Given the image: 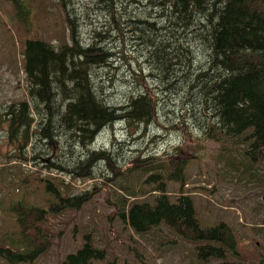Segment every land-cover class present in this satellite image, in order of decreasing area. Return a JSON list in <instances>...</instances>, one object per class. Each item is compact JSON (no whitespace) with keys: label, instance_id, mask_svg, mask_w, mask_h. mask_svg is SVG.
I'll return each mask as SVG.
<instances>
[{"label":"rangeland","instance_id":"1","mask_svg":"<svg viewBox=\"0 0 264 264\" xmlns=\"http://www.w3.org/2000/svg\"><path fill=\"white\" fill-rule=\"evenodd\" d=\"M166 3L167 0H71L63 6L59 0H0V170L13 166L6 177L7 183L0 180V250L13 251L19 242V228L15 223L18 213L11 211L13 204L22 201L23 206L44 207L52 196L45 190L44 182L36 178L53 182L69 196L91 194L90 201L80 210L49 219L53 224L49 248L33 245L37 252L26 257L27 251L20 247L21 259L15 258L11 263L0 256V264H63L67 256L75 255L88 240L94 248H105L108 257L127 264H197L188 240L172 228L160 224L137 234L116 214L117 206L125 212L131 204L161 194L151 191L153 185L145 182L150 174L164 182L163 195L168 201L173 202L180 195L192 197L201 228L214 227L220 222L233 227L243 239L244 264H259L264 260L259 256L264 252V238L259 234L263 232L258 230L261 227L264 231V183H259L258 177L252 180L247 176L257 175L258 171L252 162L247 160L245 164L242 148L238 153L234 149L223 151L219 141L203 137L202 130L210 126L211 118L208 114L201 123L196 117L195 99H191L194 91L187 96L180 85L170 83L166 87L162 81L167 82V74L170 77L171 65L167 67L168 73L163 72L161 76L148 53L150 42L154 39L159 42V39L168 46L166 52L182 63L189 61L183 55L191 57L193 61L186 70L197 73L208 69L211 52L202 43L205 35H198L196 27L173 29L168 18L161 17L169 16ZM68 18L76 26L79 45L86 47L97 33L96 45L110 55L104 56V61L89 71L92 92L102 104L119 107L138 93L149 97L153 108L148 124L130 121V126L103 128L94 140L97 149H110L114 145L113 151L118 152L110 156L114 166L150 168L148 173L141 174L138 169V173L124 172L120 179L108 181L115 173L108 172L111 168L103 161L94 164L91 178H82L78 176L82 171L74 166L75 158L65 157L68 151L61 138L53 146L37 137L31 143L21 138L20 145L12 146V139L8 138L9 123L5 122L10 116L4 115L9 105L30 101V111L24 113L31 120L29 128H45L50 118L44 105H34L28 96L26 44L40 41L56 51L62 45L73 47ZM132 21L153 24L155 33L138 37V33L130 31ZM203 22L202 15H198L193 26ZM163 27L167 29L159 31ZM169 59L172 60L168 55ZM209 104L206 108L214 112ZM18 115L15 112L11 117ZM52 121L59 125L57 118ZM22 135L18 134V139ZM224 152L231 154L225 158ZM81 157L83 152L78 154ZM226 159L232 160L230 170L224 167ZM52 161L62 169L46 168ZM169 163L174 166L170 168ZM242 164L250 168L248 174ZM180 166L183 167L182 183L167 180ZM121 179L123 187H120ZM154 184L159 185L157 181ZM127 192H133L136 197H129ZM43 226L41 221L37 223V227ZM31 232L26 229L27 235Z\"/></svg>","mask_w":264,"mask_h":264},{"label":"trees","instance_id":"2","mask_svg":"<svg viewBox=\"0 0 264 264\" xmlns=\"http://www.w3.org/2000/svg\"><path fill=\"white\" fill-rule=\"evenodd\" d=\"M59 1L66 6L71 0ZM160 5L163 6L164 3ZM166 8L169 16L161 17L168 18V23L176 31L183 26L196 27L198 35H205L202 43L209 47L211 53L208 56V69L194 73L186 70L193 61L191 57H186L188 54H182V58L189 59L187 63L186 61L182 63L175 55L173 57L166 52L168 46L162 43V40L158 39L159 42L155 41L156 39L152 40L148 53L155 60L159 74L162 76L163 72L168 73L167 67L171 65L170 77L167 74V82H162L166 87L170 83L180 85L187 96L194 91L191 99H195L196 117L200 118L201 123L206 121L208 114L211 118L210 126L202 130L203 137L219 141L223 151L234 149L238 153L242 148L245 164L247 160L252 162L254 170L258 171L257 175L248 174L250 168L247 165L240 166L245 167L244 172L249 178L255 180L258 177L259 183L263 184L264 0H167ZM198 15H202L204 22L199 26H193ZM131 23L133 24L130 31L133 34L138 33V37L147 36V32L155 33L153 24L146 21ZM68 24L74 41L73 47L62 45L60 50L56 51L40 41H29L26 44L25 71L29 85L28 96L34 105H44L50 118L45 128L41 126L29 128L31 120L27 119L24 113H29L30 101L9 105L4 115L10 116L5 122L9 123L8 138L12 139V146L20 145L21 138L31 143L34 137L53 146L58 143V138H61L63 147L68 151L65 157L75 158L74 166L82 171V174L78 175L82 178H91L94 164L103 161L111 168L107 171L115 173L108 181L120 179L119 176L121 177L124 172L148 173L150 168L143 170L138 167L123 168L119 164L114 166L110 159L115 153L118 155L117 151H113L114 145L110 149H97L95 139L103 128L130 126V121L137 125L148 124L152 118L153 108L149 97L145 93H138L119 107L102 104L92 92L89 71L93 65L102 63L104 56L107 58L110 55L96 45V36L99 35L97 33L89 45L86 47L79 45L75 24L69 18ZM166 29L163 27L159 31ZM142 41L147 43L144 38ZM168 55L172 60H168ZM173 60L179 62L173 64L170 62ZM200 96L203 100H200ZM208 102L214 112L209 111V107L206 108ZM15 112L19 113L18 117H11ZM53 118L58 119L59 125L53 123ZM216 127L217 133H214ZM18 134L23 135L18 139ZM225 144L232 147H226ZM81 152L83 157L80 159L78 154ZM230 154L224 152L222 155L226 158ZM226 160L227 163H222L230 170L232 160ZM134 163L135 161L132 162ZM169 166L172 168L174 164L169 163ZM10 167L13 166L0 170L3 173L0 176L2 183H7L6 177L10 173ZM54 167L62 169L61 165H56L53 161L46 166L49 169ZM182 177L183 167L180 166L174 174L167 176V180L182 183ZM36 179L44 182L45 190L50 191L52 196L44 207L23 206L22 201L14 203L11 207V211L16 210L18 213L15 223L19 228V242L13 251L0 250V256L11 263L15 258L21 259L20 247L27 251L26 257H31L34 251L37 252L33 245L49 248L53 237V224L49 219L57 218L59 214L70 210H80L91 199V194L84 197L63 194L53 182L42 178ZM25 180L26 177L20 179V182ZM156 181L159 183L158 186L154 184ZM122 182L123 179L120 180V187H123ZM145 182L153 185L151 191L161 194L151 196L141 203H133L125 212L122 207L117 206L116 214L123 223L128 224L137 234H144L153 227L165 224L188 240L194 263L244 264L243 239L233 227L226 222H220L214 227L201 228L191 196L180 195L170 202L163 195L164 182L159 176L150 174ZM127 195L136 197L133 192H127ZM39 221L44 225L42 228L37 227ZM26 229L32 230L30 235L26 234ZM258 230L263 232L259 234L264 238L262 228ZM259 256L264 258V252ZM63 264L127 263L116 257H108L105 248H94L92 242L88 240L75 255L67 256ZM259 264H264V260H260Z\"/></svg>","mask_w":264,"mask_h":264},{"label":"bare ground","instance_id":"3","mask_svg":"<svg viewBox=\"0 0 264 264\" xmlns=\"http://www.w3.org/2000/svg\"><path fill=\"white\" fill-rule=\"evenodd\" d=\"M101 134V133H100ZM96 140V139H95Z\"/></svg>","mask_w":264,"mask_h":264}]
</instances>
